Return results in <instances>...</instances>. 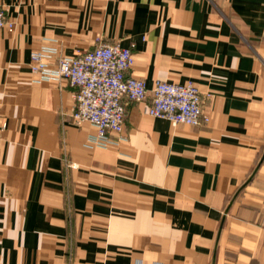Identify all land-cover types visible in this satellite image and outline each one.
Segmentation results:
<instances>
[{
  "label": "crops",
  "instance_id": "obj_1",
  "mask_svg": "<svg viewBox=\"0 0 264 264\" xmlns=\"http://www.w3.org/2000/svg\"><path fill=\"white\" fill-rule=\"evenodd\" d=\"M0 4V264H264V0ZM99 42L130 47L147 87L106 146L76 88L30 68ZM156 80L210 92L208 124L148 115Z\"/></svg>",
  "mask_w": 264,
  "mask_h": 264
},
{
  "label": "built area",
  "instance_id": "obj_2",
  "mask_svg": "<svg viewBox=\"0 0 264 264\" xmlns=\"http://www.w3.org/2000/svg\"><path fill=\"white\" fill-rule=\"evenodd\" d=\"M4 28L12 30L14 22L0 4V30ZM132 64V49L119 42H99L92 49L72 56L61 54L54 43L30 53V68L38 80H66L76 88L72 118L77 124L89 123L94 128L89 138L93 146L118 143L122 139L125 102L147 97L145 81L127 74ZM211 96L192 81L156 80L146 113L165 118L173 126L206 125L209 116L203 108L204 100Z\"/></svg>",
  "mask_w": 264,
  "mask_h": 264
}]
</instances>
